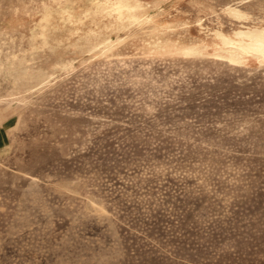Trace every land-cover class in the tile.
<instances>
[{
    "label": "rangeland",
    "instance_id": "rangeland-1",
    "mask_svg": "<svg viewBox=\"0 0 264 264\" xmlns=\"http://www.w3.org/2000/svg\"><path fill=\"white\" fill-rule=\"evenodd\" d=\"M64 1L0 0V264H264V0Z\"/></svg>",
    "mask_w": 264,
    "mask_h": 264
},
{
    "label": "bare ground",
    "instance_id": "bare-ground-1",
    "mask_svg": "<svg viewBox=\"0 0 264 264\" xmlns=\"http://www.w3.org/2000/svg\"><path fill=\"white\" fill-rule=\"evenodd\" d=\"M62 1V0H61ZM64 1V0H63ZM211 1V0H210ZM207 2V1H206ZM209 2V1H208ZM59 3V2H58ZM64 3H66L64 1ZM63 4V3H62ZM68 3H66L67 5ZM60 5V3L58 4ZM211 5V4H210ZM53 6V5H51ZM64 6V5H61ZM60 6V7H61ZM140 5L138 4H132V2L130 0H124V2H122L121 4H119V6H117L116 8L111 7V10L115 13H117L118 15V19L119 20H124L127 16V18L129 17V19L132 20H137V18L133 15V12L136 11V9L139 7ZM50 7V6H48ZM227 9V8H226ZM231 9V8H230ZM47 10V8H46ZM196 10V9H194ZM232 14L239 16L240 18L243 17V14L240 10L232 8L231 10ZM44 12V11H43ZM223 12V11H222ZM192 13V12H191ZM230 13V12H229ZM228 13V14H229ZM212 14V12H211ZM214 15V14H213ZM230 15V14H229ZM233 15V16H234ZM248 16V15H247ZM245 16V18L247 17ZM210 17V16H209ZM235 17V16H234ZM207 18V17H206ZM211 18V17H210ZM216 18V17H215ZM229 18H227L228 20ZM231 19H232V15H231ZM242 19V18H241ZM210 20V19H209ZM203 21V20H202ZM245 21V20H244ZM219 22V21H218ZM220 23V22H219ZM217 23V24H219ZM231 23V22H230ZM205 25V24H204ZM220 25V24H219ZM251 25V24H250ZM258 25V24H257ZM228 26V25H227ZM203 27V25H202ZM252 27V26H251ZM256 27V25H255ZM209 29V28H208ZM207 29V30H208ZM248 29V27H247ZM211 30V29H209ZM208 30V32H209ZM225 30V29H224ZM238 30V29H236ZM215 31V30H214ZM224 32V31H223ZM231 32V31H230ZM234 32V31H233ZM216 33V32H215ZM219 33V32H218ZM227 33V32H225ZM206 35V34H205ZM229 36V35H228ZM225 36L224 34L219 33L218 37L221 40V44L222 47H226V48H222L221 52H224L225 56L228 57L229 59H235L237 57H244L245 55H257L258 58L261 60V63L263 61L264 63V28L262 29H252L249 28L248 30H241L239 32L236 33L235 38L232 37H228ZM209 37V36H208ZM217 38V36H216ZM217 38V39H219ZM116 39V38H115ZM215 39V38H213ZM215 44V43H214ZM191 52H188V55H191ZM195 54H200L198 52H195ZM260 63V62H259ZM262 63V64H263ZM69 71V70H68ZM57 73V72H56Z\"/></svg>",
    "mask_w": 264,
    "mask_h": 264
}]
</instances>
